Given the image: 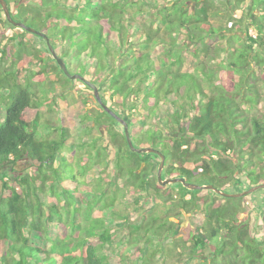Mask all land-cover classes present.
<instances>
[{
	"label": "trees",
	"instance_id": "trees-1",
	"mask_svg": "<svg viewBox=\"0 0 264 264\" xmlns=\"http://www.w3.org/2000/svg\"><path fill=\"white\" fill-rule=\"evenodd\" d=\"M6 1L15 21L49 37L69 72L95 84L101 97L109 92L110 108L129 123L132 140L166 157L163 178L223 190L238 181L241 170L251 185L264 183V114L255 111L264 100V0H249L241 8L246 22L231 28L210 21L209 0ZM31 35L44 42V53L31 59L16 34L10 39L17 40L14 68L0 72V112L6 111L0 124V264H109L107 247L115 238L110 224L122 213L116 209L118 192L108 193L105 186L112 183L110 159L140 209L150 196L163 202L161 213L151 210L142 223H129L127 244L136 253L130 264H156L159 255L164 262L179 249L178 256L188 255L194 264H264L258 226L243 217L248 196L223 198L180 183L161 185L152 172L161 157L132 152L123 126L94 94L83 97L74 125L61 113L62 124L47 123L41 138L44 103L34 90L57 81L66 92L81 81L67 77L46 41ZM44 54L54 65L47 66ZM26 59H36L37 69L22 81L17 66ZM185 64L194 71H184ZM92 102L95 107L87 109ZM163 103L174 105L166 116ZM78 127L83 140L76 146ZM94 130L109 133V147ZM63 150L71 151V161ZM25 159L31 173L16 170ZM62 166L72 167V181ZM91 173L97 174L94 187ZM95 210L100 217H93ZM190 212L196 229L189 225L181 235L172 217Z\"/></svg>",
	"mask_w": 264,
	"mask_h": 264
},
{
	"label": "rangeland",
	"instance_id": "rangeland-1",
	"mask_svg": "<svg viewBox=\"0 0 264 264\" xmlns=\"http://www.w3.org/2000/svg\"><path fill=\"white\" fill-rule=\"evenodd\" d=\"M232 1V2H231ZM239 1H244L243 4H240ZM249 3V0H236L234 5V0H211L209 3L210 7V15L209 19H211L212 23L216 27H227L231 28L234 27L235 21L237 18H234L237 13L240 12V18H238L240 21H245L244 16L242 15V6L247 5ZM12 11L13 13H16V7L12 5ZM2 8L0 6V72L7 69L11 70L13 67V57L14 53L17 50V40L11 42V38H13L14 35L18 34L21 35V37L18 38V41L22 42L23 46L21 48H26L28 51V56L32 59L37 51H42L44 53L45 51V44L44 42L38 38L34 37L31 34L24 33V30L20 28H11L5 18L2 14ZM144 20V19H143ZM151 21V19H149ZM246 22V21H245ZM242 30H244L247 27V24L243 25ZM244 28V29H243ZM253 30V29H252ZM251 31V30H250ZM244 32V31H243ZM253 32L256 34V31L253 30ZM241 35H243L241 33ZM245 37V36H244ZM246 40V37L243 41ZM239 45V44H237ZM4 49L7 52V56L2 57L1 50ZM58 51L61 53L62 48L59 45ZM45 60L47 63V66L54 65L53 62L48 61L49 57L47 54H44ZM25 63V64H24ZM17 68L20 70V78L23 81L26 74L30 75L31 71H36L37 69V61L36 59L32 60V63H27V59L25 61H22L20 64H18ZM26 69H28L26 71ZM184 71L187 72H193L194 66L192 64H185ZM57 75L60 79H64L62 74L57 71ZM72 74V72H70ZM54 73L50 77L53 76ZM37 81V79H35ZM50 81V80H49ZM55 84L51 85L50 83H46L43 85L42 88L35 89V93L42 99L44 103V108L41 112V122H40V137L43 138L47 135V129L45 128V125L47 123H52L56 125H61V113L64 114L65 117L68 118V121L71 123L73 122L74 125V117H80L78 114L80 112L79 107L81 105L83 97H88V99H91L93 96V92H91L87 87L82 83L78 82L76 85H70L68 87H71L69 91L64 92L63 89L60 88V84L55 81ZM64 93V97H61V94ZM262 98H264V89H261L260 91ZM102 97H105L107 104L109 107H113L112 101L109 99V92H104ZM49 99H51V102H49ZM93 100V99H92ZM91 105H88L87 109H92L94 106V102L89 103ZM8 106V105H7ZM64 111H61V110ZM114 109V108H113ZM117 110V109H114ZM169 110H174V105L172 104H162L161 105V113H163L164 116L167 115V112ZM122 114V116L129 117L128 112H124L123 110H118ZM256 113L264 114V100L258 104L256 108ZM76 115V116H75ZM6 117V111L0 112V124H2L5 121ZM80 127V126H79ZM78 127L77 135L75 136L76 146H79L80 143L83 140V134L81 128ZM103 130H105V127H102ZM117 131L122 133V129L119 126L115 127ZM146 130L148 128H145ZM101 132V131H100ZM97 130L93 131V135L95 136H101V143L109 147V133H100ZM131 133V132H130ZM93 137V136H92ZM134 142V141H133ZM134 145L137 148H147V147H139V145L134 142ZM91 149V148H90ZM77 151V150H76ZM81 152V151H80ZM81 153L79 151L76 154L77 160L76 162H81L80 156ZM114 152H111V157L114 158ZM63 156L68 158L70 161L73 159V155L71 151H65L63 150ZM63 174L72 181L71 176V170L72 167H64L62 166ZM159 166L156 164V166L152 169L153 175L156 177L158 172ZM16 170L18 172H32V166L28 159L22 160L18 163V166L16 167ZM243 171V170H242ZM107 174L110 175L112 179V183L105 184L109 185L108 187V193L114 192L115 190L118 192V203H117V211H121V214H117L118 217H115V222L111 223L110 225L114 228L113 232L115 235L114 243L111 246H108L107 249V258L109 264H130L133 262L131 260V257L136 256L135 250L131 248L127 242L129 239V223H137L140 224L144 221V217L149 215V211H159L161 213L163 211V202L160 198L156 196H150L149 202L145 204V210L140 209V207L135 203L134 200V194H131V191H128L125 188V180L122 178V176L116 175L115 170V164L112 159H110V167L106 170ZM96 173V172H95ZM70 175V176H69ZM92 176L88 177V181L90 183L91 187H94V183L92 182L93 178L97 177V174H92ZM165 179V178H164ZM235 179L238 181H232L230 180L227 185L223 188L222 191L227 193H238L239 190L245 191L253 187L254 185H251L247 179V177L244 176V172L241 173V170L236 173ZM187 199L189 196L186 197ZM175 202H178L180 200L179 195H175L173 198ZM53 203H58L56 198L51 197ZM127 202V203H126ZM83 209H86V204L83 206ZM245 210L246 213L244 218H248L249 223L252 225L258 226V238L262 243H264V189H260L256 192H254L251 195H248L247 201L245 202ZM164 214V213H163ZM173 215V214H172ZM101 213L100 211L95 210L93 213V217H100ZM109 216V215H108ZM121 216V217H119ZM192 216L193 213H184L180 218H174L172 217V221H175L177 223H180L182 230H180L181 235L184 234V230L190 225L193 227V229H196V225L192 222ZM110 217V216H109ZM179 235L177 234V237ZM182 250H177V254L173 255L171 258L167 259L163 262L160 255L156 258V264H192L193 259L188 256L184 255L183 257H179V253H181ZM209 253V251H207ZM207 253V254H208ZM206 254V257H207ZM124 259V260H123ZM194 264V263H193Z\"/></svg>",
	"mask_w": 264,
	"mask_h": 264
},
{
	"label": "water",
	"instance_id": "water-1",
	"mask_svg": "<svg viewBox=\"0 0 264 264\" xmlns=\"http://www.w3.org/2000/svg\"><path fill=\"white\" fill-rule=\"evenodd\" d=\"M0 6L2 8V11L5 15L7 22H9L14 27L25 30L31 34L38 35L46 41L48 48H49L50 52L52 53V56L54 57L58 66L61 68V70L64 72V74L67 75V77H69L71 80H80L82 83H84L85 86L89 87L93 91L94 97L97 100V102L99 103V105L109 115H111L116 121H118L123 126L128 145H129L132 152L138 153V154H151V153H153V154H157L161 157V162H160L158 172H157V178H158V181L161 185L168 186V185L180 183L185 188H187L189 190H210V191H214L216 194L220 195L223 198H242V197L251 195L260 189H264V183H262L259 185H255V186L251 187L250 189L242 191L240 193H227V192L222 191L221 189L216 188L213 185H196L193 183H188L186 181V179H184V178H166V179H164L163 173H164V169H165L166 157L161 152H159L158 150H156L152 147L137 148L134 145V142H133L132 137H131L129 123L124 118L120 117L115 111H113V109H111L103 101L101 94H100V91H99V88L95 84L90 82L89 80L85 79L83 76L71 74L68 70V67H67L65 61L57 55L55 49L53 48V46L50 42L49 37L46 34H44L43 32H40V31L34 29L33 27L26 25L25 23L15 21L12 18V12H11L9 5H8L6 0H0ZM263 220H264V216H263Z\"/></svg>",
	"mask_w": 264,
	"mask_h": 264
},
{
	"label": "crops",
	"instance_id": "crops-1",
	"mask_svg": "<svg viewBox=\"0 0 264 264\" xmlns=\"http://www.w3.org/2000/svg\"><path fill=\"white\" fill-rule=\"evenodd\" d=\"M210 1L211 0H209V3H210ZM232 2V1H231ZM235 2H236V0H234V5H235ZM209 15H210V8H209ZM234 18H237V20H235V21H231L232 23L233 22H236V21H240L238 18H240V12L239 13H237V15H235L234 16ZM210 21H211V19H210ZM212 22V21H211ZM245 38V37H244Z\"/></svg>",
	"mask_w": 264,
	"mask_h": 264
},
{
	"label": "built area",
	"instance_id": "built-area-1",
	"mask_svg": "<svg viewBox=\"0 0 264 264\" xmlns=\"http://www.w3.org/2000/svg\"><path fill=\"white\" fill-rule=\"evenodd\" d=\"M250 34H251V36H253L254 38L257 37V35H256L252 30L250 31Z\"/></svg>",
	"mask_w": 264,
	"mask_h": 264
},
{
	"label": "clouds",
	"instance_id": "clouds-1",
	"mask_svg": "<svg viewBox=\"0 0 264 264\" xmlns=\"http://www.w3.org/2000/svg\"><path fill=\"white\" fill-rule=\"evenodd\" d=\"M253 31V30H252ZM251 35V34H250ZM257 35V34H256ZM257 38V37H256Z\"/></svg>",
	"mask_w": 264,
	"mask_h": 264
}]
</instances>
